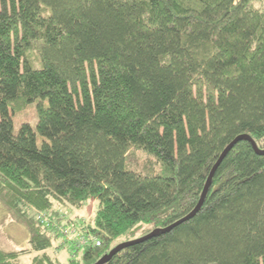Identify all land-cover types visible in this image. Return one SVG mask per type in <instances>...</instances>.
Listing matches in <instances>:
<instances>
[{
	"label": "trees",
	"instance_id": "1",
	"mask_svg": "<svg viewBox=\"0 0 264 264\" xmlns=\"http://www.w3.org/2000/svg\"><path fill=\"white\" fill-rule=\"evenodd\" d=\"M258 2L0 0V179L19 192L31 264H79L47 254L36 210L97 201L90 231L105 248L82 260L95 264L136 225L154 226L144 237L187 217L237 137L264 150ZM22 103L38 119L15 132ZM132 150L151 166L132 168ZM22 254L0 250V264ZM107 264H264V155L237 144L195 218Z\"/></svg>",
	"mask_w": 264,
	"mask_h": 264
},
{
	"label": "rangeland",
	"instance_id": "2",
	"mask_svg": "<svg viewBox=\"0 0 264 264\" xmlns=\"http://www.w3.org/2000/svg\"><path fill=\"white\" fill-rule=\"evenodd\" d=\"M256 6L264 10V0H260ZM14 130L17 132L21 125H35L38 119L37 104L26 105L20 104L14 110ZM264 147V143L262 144ZM128 162L132 168L142 170L151 166V159L141 151L132 150ZM18 191L13 185L8 184L0 179V250L5 252H22L21 264H31L32 260L38 255L32 251L29 243L27 227L16 219L13 206L17 198ZM53 216L42 211H34L36 219L41 225L45 223L48 229H51L53 235V245L47 250V254L52 258L67 263L70 259H77L79 264L83 263V254L87 247L92 245L86 242L89 236H92L100 243L103 250L105 245L94 236L90 228L95 226V217L98 211V202L90 200L82 208L56 205ZM43 213V214H42ZM30 215V214H29ZM154 229L153 225L138 224L133 230L122 237L113 239L108 243L110 249L125 243L127 241L141 238Z\"/></svg>",
	"mask_w": 264,
	"mask_h": 264
},
{
	"label": "water",
	"instance_id": "3",
	"mask_svg": "<svg viewBox=\"0 0 264 264\" xmlns=\"http://www.w3.org/2000/svg\"><path fill=\"white\" fill-rule=\"evenodd\" d=\"M250 142L253 146V148L255 149V151L257 152V154L259 155H264V150H260L257 147L256 142L249 136V135H241L239 137H237L225 150L224 152L221 154L218 162L216 163V165L214 166L213 170L211 171V174L207 180V183L205 185L204 191L201 195L200 201L198 203V205L196 206V208L185 218H183L182 220L178 221L177 223H175L174 225L165 228V229H156L154 230L152 233H150L147 236H144L142 238L139 239H135L132 241H128L125 243H122L118 246H116L113 250H111V252L107 255H105L103 258H101L98 262H96L95 264H107L110 260H112V258L117 255L119 252H121L122 250L126 249L127 247L135 244V243H139L145 240H148L156 235H158L159 233H166L171 231L172 229H174L175 227L192 220L193 218H195L199 212L201 211L202 207L204 206L205 200L209 194V191L211 189L212 186V182H213V178L218 170V168L221 166V164L223 163V161L227 158V156L231 153V151L235 148V146L237 144H239L240 142Z\"/></svg>",
	"mask_w": 264,
	"mask_h": 264
},
{
	"label": "built area",
	"instance_id": "4",
	"mask_svg": "<svg viewBox=\"0 0 264 264\" xmlns=\"http://www.w3.org/2000/svg\"><path fill=\"white\" fill-rule=\"evenodd\" d=\"M86 242H89V244H93V246H100V243L98 241H96L92 236H89V238H87Z\"/></svg>",
	"mask_w": 264,
	"mask_h": 264
},
{
	"label": "bare ground",
	"instance_id": "5",
	"mask_svg": "<svg viewBox=\"0 0 264 264\" xmlns=\"http://www.w3.org/2000/svg\"><path fill=\"white\" fill-rule=\"evenodd\" d=\"M90 246H93V244H92V245H90ZM93 247H96V246H93Z\"/></svg>",
	"mask_w": 264,
	"mask_h": 264
}]
</instances>
